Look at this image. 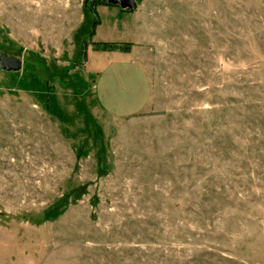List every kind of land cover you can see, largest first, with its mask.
<instances>
[{
	"label": "rangeland",
	"instance_id": "rangeland-1",
	"mask_svg": "<svg viewBox=\"0 0 264 264\" xmlns=\"http://www.w3.org/2000/svg\"><path fill=\"white\" fill-rule=\"evenodd\" d=\"M136 2L0 0V264H264V0ZM93 49L143 108L100 107Z\"/></svg>",
	"mask_w": 264,
	"mask_h": 264
},
{
	"label": "crops",
	"instance_id": "crops-1",
	"mask_svg": "<svg viewBox=\"0 0 264 264\" xmlns=\"http://www.w3.org/2000/svg\"><path fill=\"white\" fill-rule=\"evenodd\" d=\"M100 25L101 23L96 26V34ZM123 40L104 38L94 41ZM88 59L89 68L95 74L94 96L106 113L121 118L130 116L132 112L145 106L147 91L140 85L143 73L133 53L93 49L89 50Z\"/></svg>",
	"mask_w": 264,
	"mask_h": 264
},
{
	"label": "water",
	"instance_id": "water-1",
	"mask_svg": "<svg viewBox=\"0 0 264 264\" xmlns=\"http://www.w3.org/2000/svg\"><path fill=\"white\" fill-rule=\"evenodd\" d=\"M107 3L120 5L122 8H130L135 10L137 8L136 0H107ZM22 67V61L16 57L2 56L0 58V68L8 70H19Z\"/></svg>",
	"mask_w": 264,
	"mask_h": 264
},
{
	"label": "trees",
	"instance_id": "trees-1",
	"mask_svg": "<svg viewBox=\"0 0 264 264\" xmlns=\"http://www.w3.org/2000/svg\"><path fill=\"white\" fill-rule=\"evenodd\" d=\"M106 4H109V3H106ZM110 5H114V4H110ZM99 24V22H98V20L97 21H95L94 22V28H93V30H92V34H94L95 33V29H96V26ZM98 43H102V44H108V45H110V44H112V45H115V44H119V43H121V42H106V41H103V42H98ZM125 44H130L129 42H126Z\"/></svg>",
	"mask_w": 264,
	"mask_h": 264
}]
</instances>
